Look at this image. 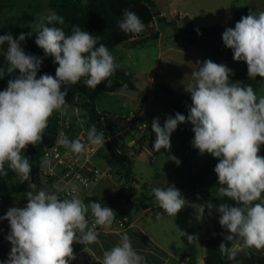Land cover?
<instances>
[{"label":"clouds","instance_id":"obj_1","mask_svg":"<svg viewBox=\"0 0 264 264\" xmlns=\"http://www.w3.org/2000/svg\"><path fill=\"white\" fill-rule=\"evenodd\" d=\"M45 19L48 24L64 25L65 22L55 12H50ZM118 27L126 34H139L145 25L134 11L125 9ZM25 39L24 33L18 38L0 35V46L7 44L4 58L8 64L6 72L0 69V79L19 72L0 91V175L7 176V163L21 182L31 172L24 152L29 145L42 141L53 112L67 105V91H62V85H75L87 77L85 85L95 89L118 68L109 49L103 43L97 46L99 36L79 26H73L71 34L66 35L62 27L41 23L35 43L45 56L54 57L59 66L55 76L37 77L43 59L24 51L21 43ZM222 40L233 51L234 61L246 63L249 79L264 78V11L241 17L234 28L223 32ZM198 65V70L192 73L193 82L184 86L191 95L188 115L177 112L174 117L167 116L163 126L159 118H154L153 149L170 152L172 133L178 125L191 123L193 146L200 154L208 153L219 160L214 168L220 185L218 196L222 200L230 198L238 205L222 202L214 206L209 202L200 206L197 219L203 217L205 207L209 210L215 207L220 226L230 233L225 237L228 241L239 238L250 248L264 249V156L259 155L264 145V96L258 99L250 85L232 82L230 76L234 72L224 64L206 59ZM87 140L97 148L105 147L104 135L97 133L95 125L88 130ZM56 145L75 154L85 151L80 139L70 140L63 134L57 137ZM168 160L177 166L181 163L174 155L168 156ZM151 194L169 216L176 217L186 206L185 198L174 185L153 188ZM26 199L24 207L9 208L0 217L10 227L6 239L11 251L3 264H71L76 259L73 245L97 242L96 226H110L117 215L112 208L98 202L86 205L75 196L61 200L43 190L29 191ZM89 209L94 217L91 228L86 219ZM187 238L192 240L197 236ZM226 248L223 242L219 246L222 253ZM234 258V253L229 255L230 260ZM103 264H144V257L133 249L130 236L124 233L117 245L104 252Z\"/></svg>","mask_w":264,"mask_h":264},{"label":"rangeland","instance_id":"obj_2","mask_svg":"<svg viewBox=\"0 0 264 264\" xmlns=\"http://www.w3.org/2000/svg\"><path fill=\"white\" fill-rule=\"evenodd\" d=\"M153 2L156 4L157 9L165 14L167 20L171 18L169 11L173 9L176 11L188 12L189 15L187 17L203 28H211L218 25L222 26L224 29L233 28L235 19L238 15L244 12L258 15L259 12L264 11V0H153ZM61 4V0H0V30H5L7 34H11L14 38H18L21 33H24L26 38L31 37L32 33L35 31V19L46 18L50 12H55L56 14L63 16L64 9ZM170 21H174L176 27H180L181 25V21H179L177 16ZM157 27V31L161 33L159 42L153 38L154 29ZM28 33H30V36ZM140 34L142 35L140 38L149 40L129 50V56L135 63V66L132 67L133 74H135L137 78L141 79L142 74H146L147 76L151 75L157 60L159 48L165 49L167 48L166 45L169 43H177L181 46L190 43H193L194 45H208L210 55L223 56V58L229 62L228 66H226L234 72V75L230 76L231 81H238L247 72L246 63L243 61H234L233 51L226 48L221 39H206L203 37L188 39L182 34H175L172 27L159 22H157V25H152L150 31H142ZM133 42L134 41L127 42L126 44L131 46ZM190 51L197 52V56L202 54L194 46ZM5 53V50L0 49V66L4 65ZM168 57L171 58L169 66L167 68H160L161 76L164 78L162 82L169 86L167 82L170 80L174 89L171 86L169 87L176 94H187L184 86L193 82L192 73L198 70V62L202 63V61L195 57L179 55L173 52L167 53V58ZM163 60H165V57H163ZM179 62L182 65L181 76L180 74H174ZM124 91L128 93L129 99L126 101L125 107L120 108L121 113L115 114L118 112L117 103L106 95L99 97L96 101V106L100 111L107 112L110 121L115 125L112 132L104 134V138L106 139L113 136L112 145L127 155V164L131 168L133 175L146 184L139 183V187L134 189L133 193L127 194L132 196V200L127 204H120L114 207V209L120 213L126 214L132 219L142 217L141 222L138 224L142 228H145V225L147 226V229L157 232L162 225V219L158 220L155 216L165 215L166 213H164L162 209L157 208L158 203L151 194L152 189L157 187L166 189L169 186L174 185L181 191L182 195L185 193L193 194V190H190L192 184L188 179L192 176V178H198L200 181L197 191L199 193L206 192L210 195L208 198L202 195L199 196L195 201L198 203V207L201 205L206 206L209 202L214 206H218L222 202L232 205L235 201L227 197H224L222 200V198L218 196L220 185L218 184L217 174H215V179L211 176L208 178L204 177L203 174L211 171L209 160L214 157L208 153L200 154L199 150L193 146L194 132L192 131L193 125L191 123L178 125L176 131L172 133L170 138V152L165 149H161V152H156L153 149L155 138L149 137L146 140L145 147L146 150L152 153L153 157L148 156L145 152L141 155L137 153H134L131 156L129 155L128 152L131 150L129 145L130 135L127 131H124L126 125L124 121L130 112L131 114L137 112L138 97L141 95V92H135L128 89ZM255 93L258 99L259 97L264 96V78H260L259 86ZM144 94H146L145 91ZM146 96L148 103L145 109V114L141 117L142 120L148 124L147 131L153 133L151 125L154 118H159L160 124L163 126L167 116L174 117L176 112L167 105L163 95L156 94V96L151 99H149L147 94ZM190 107L191 105L189 106L188 111ZM116 115L117 117L114 118ZM112 117L114 119H112ZM60 118V120H57V125L59 121L62 125L65 123L68 124L67 128L64 129L63 127L62 129L64 130V135L70 140H76L82 136L81 138L83 141L81 142L85 144V151L80 154L81 157L85 156L86 151L90 153L95 150V154H97L99 148L91 145L87 140V132L93 125L89 123L86 114L80 110L79 105L66 106L61 110ZM79 123L82 126L81 129ZM170 155H174L181 161L179 166H177L174 161L168 160V156ZM259 155L264 156V147H261ZM216 159L218 163L219 160L218 158ZM112 170L114 171V169ZM14 174L15 177L13 181H21L18 174L16 172H14ZM182 175L188 177L186 179V186L182 184ZM111 176V180L108 179L109 184L106 186V189L97 194L100 198L111 196L119 192L125 194L124 192L126 189L124 188V182L120 180L114 172H111ZM201 179H203V181H201ZM44 182L46 186H52L55 184L52 180H46L42 176L38 186L29 184L30 191L39 192L40 187V191L43 190L45 187ZM28 192L29 191L22 195L12 196L7 203L3 204L5 206V211H8V209L12 207H24L27 204L26 195ZM187 205L189 204H186V206ZM144 206L149 207L150 209L144 212ZM186 206L184 208H186ZM205 209L208 213L216 211L215 207L211 210L207 207H205ZM128 213L133 214V216ZM3 222L9 223L7 220ZM254 264L262 263L254 258Z\"/></svg>","mask_w":264,"mask_h":264},{"label":"trees","instance_id":"obj_3","mask_svg":"<svg viewBox=\"0 0 264 264\" xmlns=\"http://www.w3.org/2000/svg\"><path fill=\"white\" fill-rule=\"evenodd\" d=\"M62 8L64 9V25H60L56 22L48 24L45 18H37L34 21L35 31L31 37H28L21 43L22 48L28 54L41 57L43 63L40 70L37 73V77L43 74H50L55 76L56 68L59 66L54 62V57L45 56L44 51L39 48L35 43V36L37 35L38 25L43 23L48 27H62L66 35L71 34L73 26H79L82 30L88 31L93 36H99L97 46L103 43L109 51L113 48L125 43L130 33H124L118 27V21L122 19L125 9L134 11L142 20L145 27L152 24L155 19L159 23H163L166 26L172 27L175 34H182L188 39L203 37L208 39H221L222 34L226 30L222 26L218 25L211 28H203L195 24L188 17H184L180 27L175 26L174 21H166L160 16H155V12L159 11L153 0H61ZM160 13V12H159ZM249 15L248 12H244L238 15L235 19L234 26L241 17ZM234 28V27H233ZM199 34H198V31ZM7 34L5 30H0V35ZM137 35V34H136ZM143 38H138L133 42L131 47H135L144 43ZM0 49L7 51V44L0 46ZM8 64L5 60L4 65L0 66L5 72ZM16 75H19L17 70L12 75H5L0 79V91H3L8 84L9 79H13ZM87 77L81 78V80L75 85H62V91H67L66 106L79 105L81 111L86 114L87 120L91 125H95L97 133L107 134L112 132L115 125L110 121L107 112H97L96 101L100 96L118 92L121 88L125 87L128 90H136L133 76L128 69L118 66L116 71L99 84L95 89L89 88L85 85ZM260 77L256 79H249L246 72L238 81L241 82V86H251L254 91L259 86ZM153 92L155 94L163 95L167 105L174 111L179 112L187 116V111L191 105V95L180 96L176 94L165 83L157 80V76H154ZM144 102V96H140V107ZM188 123V122H186ZM58 129L57 119L55 116L49 118L48 128L43 135L42 141L38 142L35 146L29 145L24 152V155L28 156L31 165V172L29 179L33 185L38 186L41 180V174L39 171L40 157L42 156L43 148L46 144V138L48 135L56 132ZM105 147L98 149L97 155L105 161V163L115 170L116 175L122 181L128 182L132 179L133 174L131 168L127 164L126 156L119 152L109 141L105 138ZM261 147H264L262 145ZM139 154V152H138ZM211 165V171L214 172V167L217 164V159L212 158L209 160ZM5 169L8 172L7 176L0 175V204H5L14 195H22L27 191H30L27 181L14 182L15 174L8 168L7 163ZM207 170V169H206ZM206 174V173H205ZM132 200L131 195L123 194L122 192L116 193L111 196L98 198V197H85L82 201L87 205L90 202H98L102 206L116 207L120 204H127ZM143 208H146L144 206ZM10 232L9 223H7L4 232L0 237V264L8 259L11 251V244L6 239ZM224 232L219 224V219H216L213 224L212 233L210 238L205 243L206 254L204 257V264H229L226 259V253H222L219 250L220 244L224 240ZM185 239L182 238V241ZM226 246V244H225ZM227 247V246H226ZM83 264H103L101 262H84Z\"/></svg>","mask_w":264,"mask_h":264},{"label":"crops","instance_id":"obj_4","mask_svg":"<svg viewBox=\"0 0 264 264\" xmlns=\"http://www.w3.org/2000/svg\"><path fill=\"white\" fill-rule=\"evenodd\" d=\"M160 12V11H159ZM170 19L167 20L165 14L160 12V17L165 19L166 21H170L174 17H178L179 21L182 22L184 17H187L188 12L171 10L169 11ZM158 20L155 19L154 25H157ZM181 26V25H180ZM152 25L144 28L143 31H150ZM158 30V27L154 29L153 38L159 42L161 33ZM156 32V33H155ZM142 35L139 33L137 37L140 38ZM149 39L145 40L148 41ZM127 42L121 44L110 50L111 54L115 58V63L125 69H128L133 76V82L136 90L135 92H141V95L144 96V102L142 107H140V96L138 99V107L137 110L141 116L145 114V109L148 103L147 96L149 99L156 96L153 93V85H154V76H157V80L162 82L164 78L161 76V67L167 68L169 66V62L171 60L170 57L167 58V53L173 52L179 55H186L188 57L198 58L200 61H204L206 59H211L213 62L218 64L227 65L229 62L223 58V56H212L209 53L208 45H194L190 43L185 46H181L177 43H169L167 48L158 50L157 60L154 65L153 72L151 75L147 76L146 74L141 75V79L137 78L135 74H133L132 67L135 66V63L132 61V58L129 56V50L132 48L130 45L126 44ZM196 47L199 52L197 56V52H191L190 49L192 47ZM165 57V60H163ZM173 61V60H172ZM180 61V60H179ZM181 63L179 62L176 66V70L174 72L175 75L181 76ZM169 86L174 89V86L170 80L167 82ZM125 87L121 88L118 92L105 94L107 97L111 98L117 103L118 112L121 113L120 108H124L126 101L129 99L128 93H126ZM144 91L146 94H144ZM187 94H180V96H186ZM165 100V99H164ZM96 104V103H95ZM97 112L100 111L96 106ZM131 114V112H130ZM125 115V114H124ZM129 115V114H128ZM117 117L114 116V118ZM112 117V119H114ZM154 133V132H153ZM147 133L142 141V151L139 152V155L143 154V152L147 153L148 156L152 153L146 150L145 143L147 138L154 137L155 133ZM113 136L106 138L112 144ZM115 147V146H114ZM116 148V147H115ZM117 149V148H116ZM118 150V149H117ZM121 152L120 150H118ZM122 153V152H121ZM129 155H132V149L129 150ZM124 154V153H123ZM138 154V153H137ZM127 156L126 154H124ZM150 157H153L150 156ZM83 159H87L93 166L106 170L109 166L105 163L103 159H101L97 154H95V150L88 153L85 152V156H82ZM46 164V162H45ZM104 166V167H103ZM133 174V173H132ZM215 171H209L206 174H203L205 178L212 177L215 179ZM193 177V176H192ZM186 177L182 175L181 181L185 186L187 185V178L191 181L193 194L185 193L183 197L186 200V208H183L176 217L169 216L167 214L158 216L156 215V219H162V225L154 232L151 229H147V226L144 225L145 228H142L138 223L141 222L142 217H137V220L131 223L125 230L116 233L112 231H97L98 232V241L92 244H79L76 243L73 245L74 254L76 259L71 261V264H83L84 262H101L103 263V254L105 251L110 250L113 246L117 245L121 239L122 234L127 233L131 238V243L133 249L142 257H144V264H204V257L206 254L205 243L210 238L212 233V228L214 221L219 219V213L217 211H213L208 213L205 209L204 215L201 219H197L199 214L200 207H198V203L195 202L199 196L210 197L206 192L199 193L197 191L199 187L198 178ZM133 178L137 180L139 183H144L142 180L137 179L134 175ZM111 180V179H109ZM203 181V179H201ZM109 184L108 179H102L95 187L91 190L81 188L77 183L71 182L68 187V191H70L71 197H78L81 200L85 197H98L97 194L103 192L106 189V186ZM45 185V182H44ZM41 187L39 188L40 191ZM46 193L56 194L58 190H60V186L54 184L52 186H46L43 188ZM191 192V191H190ZM258 202V201H257ZM232 206H238L236 202L232 203ZM141 208V207H139ZM157 208H160L159 205ZM149 207L144 209V212L149 210ZM5 206L0 204V217H3L6 214ZM130 214V213H128ZM133 216V214H130ZM134 219V218H133ZM136 219V218H135ZM5 221V220H0ZM186 233L183 235L182 232ZM230 233L225 230L224 232V240L227 246L226 259L229 264H254V258L259 262L264 264V249H256L254 247H248L244 244L242 239H234L232 241H228L225 237ZM188 235H196L197 238H193L192 240H188ZM182 238L185 240L182 241ZM235 254L234 259H229L230 254Z\"/></svg>","mask_w":264,"mask_h":264},{"label":"built area","instance_id":"obj_5","mask_svg":"<svg viewBox=\"0 0 264 264\" xmlns=\"http://www.w3.org/2000/svg\"><path fill=\"white\" fill-rule=\"evenodd\" d=\"M154 21L148 26L150 27L151 25H154ZM136 39L137 35L130 33L126 41L132 42ZM60 113L61 110L54 111L53 116H55L57 120H60ZM124 122L126 124L124 131H127L130 135L129 145L132 149V154L142 151L143 138L147 133H149L147 131L148 124L142 120L141 114L138 111L134 114H129L125 118ZM67 126V123L62 125V123L59 121L57 131L48 135L39 164L41 176H43L46 180H52L55 184L60 186V190H58L56 195L61 200L72 198V193L68 191V187L70 186L71 182L77 183L83 189L91 190L102 179H111V172L115 173V170L113 171L112 167H109L106 170H101L93 166L87 159H83L80 154L71 153L63 146L56 145L57 137H61V134L64 135V130L62 128L64 127L65 129ZM79 127L80 129L82 128L80 123ZM81 137L79 139L83 141ZM66 152H68L67 155ZM150 156L152 155L150 154ZM25 181H27L28 186L29 184L33 185L29 177ZM123 182L124 188L126 189L124 193L126 195L133 193V190L139 187V182L133 177L128 182ZM110 208H112L117 214L113 223L110 226H96V231H112L119 233L137 220V218L132 219L126 214L116 211L114 207ZM86 219L88 220L89 228H91L94 223V217L90 209L86 214ZM6 225L7 223L0 221V237L4 232Z\"/></svg>","mask_w":264,"mask_h":264},{"label":"water","instance_id":"obj_6","mask_svg":"<svg viewBox=\"0 0 264 264\" xmlns=\"http://www.w3.org/2000/svg\"><path fill=\"white\" fill-rule=\"evenodd\" d=\"M159 15H160L159 11L155 12V16L156 17L159 16Z\"/></svg>","mask_w":264,"mask_h":264}]
</instances>
